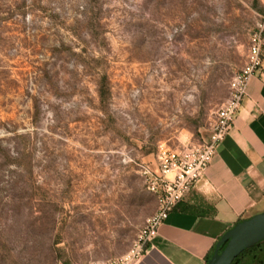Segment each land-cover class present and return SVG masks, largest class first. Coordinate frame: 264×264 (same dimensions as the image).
<instances>
[{"label": "rangeland", "instance_id": "obj_1", "mask_svg": "<svg viewBox=\"0 0 264 264\" xmlns=\"http://www.w3.org/2000/svg\"><path fill=\"white\" fill-rule=\"evenodd\" d=\"M263 17L264 0H0V264L126 254L156 209L142 166L202 141Z\"/></svg>", "mask_w": 264, "mask_h": 264}, {"label": "crops", "instance_id": "obj_2", "mask_svg": "<svg viewBox=\"0 0 264 264\" xmlns=\"http://www.w3.org/2000/svg\"><path fill=\"white\" fill-rule=\"evenodd\" d=\"M208 135L209 130L202 140ZM262 211L264 48L262 66L250 77L246 96L205 174L168 214L134 264H207L226 230Z\"/></svg>", "mask_w": 264, "mask_h": 264}, {"label": "built area", "instance_id": "obj_3", "mask_svg": "<svg viewBox=\"0 0 264 264\" xmlns=\"http://www.w3.org/2000/svg\"><path fill=\"white\" fill-rule=\"evenodd\" d=\"M263 48L264 17L249 36L245 64L233 74L229 82L228 98L215 112L208 137L177 148L159 144L155 154V169L148 164L142 166L145 188L155 197L156 209L147 218L128 252L114 264H134L146 252L168 214L203 177L219 144L232 126L246 96L250 77L262 66Z\"/></svg>", "mask_w": 264, "mask_h": 264}, {"label": "water", "instance_id": "obj_4", "mask_svg": "<svg viewBox=\"0 0 264 264\" xmlns=\"http://www.w3.org/2000/svg\"><path fill=\"white\" fill-rule=\"evenodd\" d=\"M261 240H264V211L244 218L226 230L207 264H230L240 252ZM221 245L224 247L220 248Z\"/></svg>", "mask_w": 264, "mask_h": 264}, {"label": "trees", "instance_id": "obj_5", "mask_svg": "<svg viewBox=\"0 0 264 264\" xmlns=\"http://www.w3.org/2000/svg\"><path fill=\"white\" fill-rule=\"evenodd\" d=\"M107 91H108V83L105 78L100 85V96L102 97V99L106 97ZM16 149H17L15 151L16 154L24 150L19 148ZM3 151H6V148L2 146V144L0 143V153ZM221 236L217 239L216 243L219 241ZM216 243L214 244V247L207 258H209L213 253ZM223 247L224 245H221L220 248ZM230 264H264V240H261L258 243L254 244L253 246L244 249L232 260Z\"/></svg>", "mask_w": 264, "mask_h": 264}]
</instances>
